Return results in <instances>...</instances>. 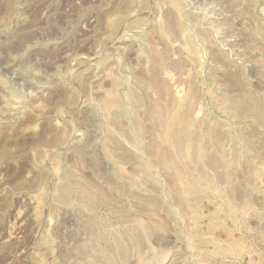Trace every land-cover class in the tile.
<instances>
[{"label":"rangeland","instance_id":"obj_1","mask_svg":"<svg viewBox=\"0 0 264 264\" xmlns=\"http://www.w3.org/2000/svg\"><path fill=\"white\" fill-rule=\"evenodd\" d=\"M0 264H264V0H0Z\"/></svg>","mask_w":264,"mask_h":264}]
</instances>
